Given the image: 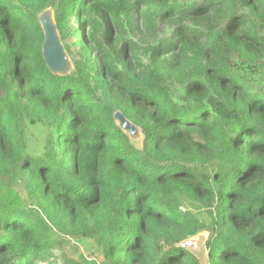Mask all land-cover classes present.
Masks as SVG:
<instances>
[{
  "label": "trees",
  "instance_id": "16d2710c",
  "mask_svg": "<svg viewBox=\"0 0 264 264\" xmlns=\"http://www.w3.org/2000/svg\"><path fill=\"white\" fill-rule=\"evenodd\" d=\"M204 230L208 264H264V0H0V264H201Z\"/></svg>",
  "mask_w": 264,
  "mask_h": 264
},
{
  "label": "rangeland",
  "instance_id": "374dc122",
  "mask_svg": "<svg viewBox=\"0 0 264 264\" xmlns=\"http://www.w3.org/2000/svg\"><path fill=\"white\" fill-rule=\"evenodd\" d=\"M40 18L42 25L45 26L48 24H52L53 27L56 29V36L58 37V40L54 41L52 39L53 43L55 45L57 44L58 46H60L62 51L61 57L63 59V64L71 73L74 70V67L69 55L67 54V51L65 50V47L63 46V43L61 42V38L56 27L55 9L49 8L43 11L40 14ZM115 120L119 125V127L129 136L132 144L138 149H142L144 136L141 129L135 126L134 124H132L130 121H128L120 113H116ZM45 130L46 129L44 128H39V129L31 130L29 132L28 140L31 147H35L42 140H45L47 136V131ZM209 237H210L209 232L207 230H204L201 233H199L197 236L188 240V242L185 243L186 248L198 257L201 264H208L207 241ZM78 246L81 251V255L87 258L88 260L90 261L96 260L98 262L103 261V259L100 258V255H97L98 246L93 241H79ZM68 256L74 258L75 260L79 259V256L74 255L72 252H68Z\"/></svg>",
  "mask_w": 264,
  "mask_h": 264
},
{
  "label": "water",
  "instance_id": "95a60500",
  "mask_svg": "<svg viewBox=\"0 0 264 264\" xmlns=\"http://www.w3.org/2000/svg\"><path fill=\"white\" fill-rule=\"evenodd\" d=\"M40 21H41V18H40ZM42 29L44 31V36H45L43 53H44V58L47 63V66L49 67L51 72H53L54 74L68 75L70 72L63 64V59L61 57L62 55L61 48L57 44L55 45L53 43V40L54 41L58 40V37L56 36V29L53 27L52 24H48L45 26L42 25ZM186 242L182 244V246L185 248H186L185 246Z\"/></svg>",
  "mask_w": 264,
  "mask_h": 264
}]
</instances>
